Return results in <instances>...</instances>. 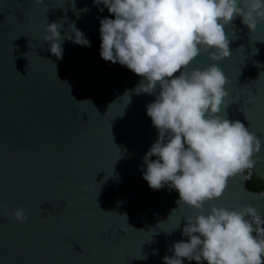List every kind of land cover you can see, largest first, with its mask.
<instances>
[{"label":"water","instance_id":"1","mask_svg":"<svg viewBox=\"0 0 264 264\" xmlns=\"http://www.w3.org/2000/svg\"><path fill=\"white\" fill-rule=\"evenodd\" d=\"M106 17L115 18L94 0H0V264H164L188 239L186 218L200 214L143 179L159 139L146 106L159 88L137 94L143 78L101 58ZM60 21L62 59L44 41ZM73 24L91 47L68 39ZM226 31L227 118L264 139V23L252 34L236 18ZM211 63L202 55L192 67ZM248 170L264 181V161ZM216 203L264 213V190H248L244 173ZM18 208L30 209L24 224L11 215Z\"/></svg>","mask_w":264,"mask_h":264},{"label":"clouds","instance_id":"2","mask_svg":"<svg viewBox=\"0 0 264 264\" xmlns=\"http://www.w3.org/2000/svg\"><path fill=\"white\" fill-rule=\"evenodd\" d=\"M35 3L42 5L44 0ZM94 4L98 8L103 4L115 17L100 21L101 58L142 77L137 94L151 96L159 88L155 101L146 106L159 139L143 158V179L153 190L168 186L177 191L179 205L200 213L186 218L182 234L188 239L169 248L172 255L163 257L164 264L185 260L264 264V213L251 205L229 209L216 203L232 178L264 161V139L239 120L227 118L230 81L219 66L231 57L226 28L240 18L255 33L264 23V0H94ZM61 27V21L48 24L44 36L58 59L63 58L65 39ZM72 32L71 42L91 47L74 24ZM202 55L213 63L203 69L192 67ZM88 190L85 185L83 191ZM29 212L18 208L11 215L24 224Z\"/></svg>","mask_w":264,"mask_h":264},{"label":"trees","instance_id":"3","mask_svg":"<svg viewBox=\"0 0 264 264\" xmlns=\"http://www.w3.org/2000/svg\"><path fill=\"white\" fill-rule=\"evenodd\" d=\"M245 186L253 192L264 190V181L255 177L249 170H245Z\"/></svg>","mask_w":264,"mask_h":264}]
</instances>
